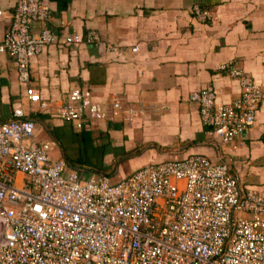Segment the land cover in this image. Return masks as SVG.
Wrapping results in <instances>:
<instances>
[{"label":"built area","instance_id":"obj_1","mask_svg":"<svg viewBox=\"0 0 264 264\" xmlns=\"http://www.w3.org/2000/svg\"><path fill=\"white\" fill-rule=\"evenodd\" d=\"M192 14L210 17L198 6ZM48 20L40 1L14 0L0 42L37 110L47 103L29 86V66L55 41ZM34 24L40 25L35 35ZM64 41L97 45L100 38L87 30ZM217 70L236 80L238 97L222 103L205 86L189 100L207 137L229 144L253 126L264 92L233 61ZM135 113L116 95L104 103L76 88L55 114L81 130L121 114L130 121ZM34 131V120L20 108L0 124V264H264V193L243 188L225 163L192 154L145 164L116 182L84 178L63 159H52L55 142L36 143Z\"/></svg>","mask_w":264,"mask_h":264},{"label":"crops","instance_id":"obj_2","mask_svg":"<svg viewBox=\"0 0 264 264\" xmlns=\"http://www.w3.org/2000/svg\"><path fill=\"white\" fill-rule=\"evenodd\" d=\"M38 1L49 9L55 41L30 60L29 86L47 108L27 101L12 58L0 53V124L20 108L35 122L36 143L55 142L52 159L75 162L84 149L98 151L103 172L117 177L111 182L148 163L200 154L225 163L243 188L264 193V100L253 126L229 144L207 137L197 104L189 100L190 92L205 86L215 89L219 102L237 98L236 80L217 70L230 61L264 92V0ZM13 5L0 0V42ZM193 6L209 12V19L194 17ZM39 29L34 24L31 33ZM87 30L100 43H65L66 36ZM76 88L104 103L116 95L136 113L130 121L121 114L77 130L55 114ZM43 128L48 133L41 135ZM82 132L88 133L86 145L79 141ZM16 179L20 185L23 176Z\"/></svg>","mask_w":264,"mask_h":264},{"label":"trees","instance_id":"obj_3","mask_svg":"<svg viewBox=\"0 0 264 264\" xmlns=\"http://www.w3.org/2000/svg\"><path fill=\"white\" fill-rule=\"evenodd\" d=\"M79 141L86 145L89 141L88 133L82 132L79 134ZM101 155L98 151L84 149L82 155H79L75 162H72L69 158H65V163L68 170H74L78 172L82 177L88 178L91 175H105L110 179L107 174H104V167L101 163ZM75 164H78L77 166ZM81 168V170H80Z\"/></svg>","mask_w":264,"mask_h":264},{"label":"rangeland","instance_id":"obj_4","mask_svg":"<svg viewBox=\"0 0 264 264\" xmlns=\"http://www.w3.org/2000/svg\"><path fill=\"white\" fill-rule=\"evenodd\" d=\"M44 133H48V132L43 128V130H42V132H41V135L44 134ZM170 159H173V158H170ZM128 166H129V165H128ZM128 166H127V167H128ZM80 170H81V168H80ZM104 174H107V175L110 177V180H116V179H117L116 175H115L114 172L111 171V170H106V171L104 172Z\"/></svg>","mask_w":264,"mask_h":264}]
</instances>
